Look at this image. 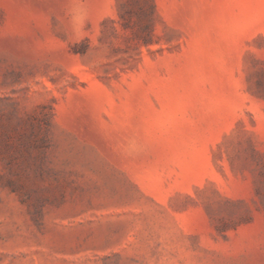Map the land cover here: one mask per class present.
I'll use <instances>...</instances> for the list:
<instances>
[{"label":"rangeland","instance_id":"1","mask_svg":"<svg viewBox=\"0 0 264 264\" xmlns=\"http://www.w3.org/2000/svg\"><path fill=\"white\" fill-rule=\"evenodd\" d=\"M0 264H264V0H0Z\"/></svg>","mask_w":264,"mask_h":264}]
</instances>
